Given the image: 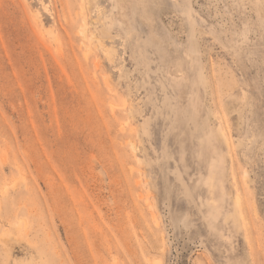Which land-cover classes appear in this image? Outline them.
Masks as SVG:
<instances>
[{
    "label": "rangeland",
    "instance_id": "rangeland-1",
    "mask_svg": "<svg viewBox=\"0 0 264 264\" xmlns=\"http://www.w3.org/2000/svg\"><path fill=\"white\" fill-rule=\"evenodd\" d=\"M0 264H264V0H0Z\"/></svg>",
    "mask_w": 264,
    "mask_h": 264
},
{
    "label": "bare ground",
    "instance_id": "bare-ground-1",
    "mask_svg": "<svg viewBox=\"0 0 264 264\" xmlns=\"http://www.w3.org/2000/svg\"><path fill=\"white\" fill-rule=\"evenodd\" d=\"M235 201V200H234ZM236 203V202H235Z\"/></svg>",
    "mask_w": 264,
    "mask_h": 264
}]
</instances>
